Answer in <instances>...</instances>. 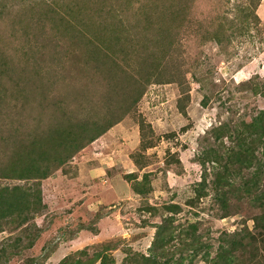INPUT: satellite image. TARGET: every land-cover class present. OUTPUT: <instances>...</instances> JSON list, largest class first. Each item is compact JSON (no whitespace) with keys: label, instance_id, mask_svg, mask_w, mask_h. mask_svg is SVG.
<instances>
[{"label":"rangeland","instance_id":"1","mask_svg":"<svg viewBox=\"0 0 264 264\" xmlns=\"http://www.w3.org/2000/svg\"><path fill=\"white\" fill-rule=\"evenodd\" d=\"M103 1L0 0V93L6 91L0 102L1 169L20 151L25 158L29 143L18 148L16 142L38 122L49 128L59 117L71 124L99 122L120 104L126 111L117 113L123 115L121 121L67 164L58 170L52 165L48 179L55 182H41L44 211L31 215L25 226L19 227L16 217L6 219L0 230V264H59L65 258L87 264L98 253L105 254V264H143L156 226L171 216L162 209L167 204L180 207L174 227L192 232L188 225L197 223L201 242L212 246L211 258L232 235L245 229L254 233L260 209L247 197L229 195L223 205L212 193L200 201L195 198L204 173L209 184L219 169L199 163L205 151L220 149L211 129L224 122L240 126L264 110V0H188V22L177 32L166 8L174 0H131L125 13L133 16L139 5L153 1L151 8L157 6L159 15L150 23L134 15L143 20L134 31V54H118L105 66L99 54L98 64L87 60L92 47L86 52L68 49L69 36L61 33L62 42L56 35L63 31L60 19H71L83 6L87 12L94 10ZM257 2L258 26L248 29L243 24L242 34L227 35L218 45L216 32L225 17L238 15L235 5ZM56 38L61 52L53 58L50 43ZM179 62L184 64L178 72ZM174 78H182L184 93ZM145 79L149 83L144 87ZM256 89L262 95L254 94ZM141 90L143 95L133 104ZM224 145H229L227 140ZM39 152L35 148L30 153L36 158ZM21 167L22 162L12 166L15 171ZM90 169L95 170L93 189L88 186ZM144 174L150 176L151 191L141 198L127 176L141 180ZM27 184L0 177V188ZM19 238V249L9 247ZM175 244L164 248L173 253ZM191 262L185 259L183 264H206L202 253ZM169 264L176 263L173 259Z\"/></svg>","mask_w":264,"mask_h":264},{"label":"trees","instance_id":"2","mask_svg":"<svg viewBox=\"0 0 264 264\" xmlns=\"http://www.w3.org/2000/svg\"><path fill=\"white\" fill-rule=\"evenodd\" d=\"M187 2L188 0H174L172 4L170 2V4L167 3L168 7L166 8L171 10L173 16L171 22H174V32L181 30L185 23L188 22L186 17ZM130 3L131 0H116L115 3L111 2L108 4V0H105L89 12H87L89 9L86 6L80 7L75 11L71 19H60L61 27L59 28L63 31L56 32V35L61 36V41L65 40L64 33L69 36L70 44L68 45L65 41L68 49L77 48L86 52L85 49L92 47L93 50L90 56H87V60H90L91 63L95 62V55L97 54L103 57L102 65L104 66L107 64L106 61L111 62L118 54L131 56L134 54L132 46L136 44L135 39H133L136 33L134 31L139 29V23H142L143 20L144 23H150L149 19L153 18L154 15L158 16L159 14L157 13L159 11L156 12L157 6L154 7L155 9L151 8L155 5L153 1L145 5H139L137 7L138 11L133 14L143 16L144 19L140 21L136 16L130 15L129 12L128 14L125 13ZM258 4L257 2L250 7L243 4L235 5L236 9L234 10L239 11L238 15L230 20L225 17V21L221 22L222 25L219 27V31L216 32L215 42L218 45H222L223 41L228 39L227 35L242 34L243 24L247 25L248 29L252 27L251 24L258 26L259 18L254 11V7ZM113 5H116L117 9ZM124 7L125 9L122 10ZM128 16L132 19L131 22H129ZM251 19L254 21L253 23L250 22ZM235 23L236 25H234ZM229 24L233 25L228 29L223 28ZM228 31H231V33L228 34ZM208 34L210 35V33ZM60 40L58 38L51 40L53 58L58 56L55 54L61 52V48H58L60 47ZM97 61L100 62L101 58L99 60L96 59L95 64H98ZM180 63H178L179 65L176 68L178 72L184 62ZM114 66L119 67L117 62ZM147 79H145L144 87L149 83ZM175 81H178L176 83L183 91L182 82L184 81L182 78L178 80L174 78ZM5 92L4 90L1 91L0 102L5 98ZM23 93L26 94V91ZM23 93L19 95H24ZM254 94L260 95L261 93H258L256 89ZM142 95L143 90L139 92L133 104L137 103ZM118 108H115L116 112H112L110 116H107L109 117L107 120L71 124L67 120L62 122V118L59 117L55 119L56 122L50 128L46 127V124L42 125L38 122L27 134L24 135L22 133V137L24 135L23 139L20 140L22 138L20 137L19 141L16 142L18 148H25L26 144L29 143V151L31 153L35 148L40 152L34 158V154L32 155L28 151L25 158H21L22 151H20L18 158L11 161L12 164L8 161V167L0 168V177L2 179H14L28 183V186L26 185L25 187L0 188V230L9 217L18 218V226L20 227L30 222L31 215H38L45 210L46 206L43 203L40 188L41 182L52 175V165L57 166V170L60 169L84 150L85 147L117 125L126 112H124L125 109L122 104ZM119 112H123V115H117ZM44 128H48L47 132ZM140 135L143 138L142 132ZM211 135L214 137V142L220 145V149L205 151L199 163L204 167L206 162H209L217 165L219 169L212 173L213 177L209 184L207 183V174L204 173L201 182L197 186L195 200L200 201L208 196L209 193H212L215 201L223 205L229 195L241 194L243 198L247 197L256 203L260 209V214L253 221L254 233L245 229L240 234L232 235L228 240L224 241L225 245L218 247L215 257L211 258L210 250L212 246L210 243L201 242L202 236L197 235V223L188 225L192 232H188L189 230L185 228L182 229V226L174 227L173 222L176 215L179 214L180 207L174 204H167L162 209L171 216H167L161 224L156 226L158 231L153 247L149 251V256L143 258V264H169L173 259L176 264H183L185 259H188L190 263L201 253L202 259L206 264H264V110H259L256 116L251 118L250 122H243L240 126L225 122L220 123L211 129ZM225 140L228 141V146L224 145ZM20 162H22L21 169L15 171L12 166L18 165ZM127 177L133 178L131 180L133 181L132 190L135 195L145 198L150 193L149 174H144L141 180H138L135 176L129 175ZM225 206L223 210L227 211ZM150 210L157 211L152 208ZM176 237H178V241H176ZM187 238H190V240L187 241ZM20 241L21 238L14 240L9 247L19 249ZM173 241L176 244L179 242L181 246L177 247L175 244L174 252L172 253L164 247ZM33 242L34 240L30 242L31 244L29 243V247L34 244ZM238 252H240V257L236 258V253ZM177 254H179V257L175 258ZM105 260V254L98 253L87 264H96L97 262L105 264ZM59 264L83 263L79 260L69 262V258H65Z\"/></svg>","mask_w":264,"mask_h":264},{"label":"crops","instance_id":"3","mask_svg":"<svg viewBox=\"0 0 264 264\" xmlns=\"http://www.w3.org/2000/svg\"><path fill=\"white\" fill-rule=\"evenodd\" d=\"M93 171H95V170L90 169V170L88 171V177H89V183H90V184H88V186L90 185V187H89L90 189H93V185L91 184V183H92V180H93L92 177H94V174H93L94 172H93ZM60 173H61V171H60ZM64 177H65V176H64ZM49 180L52 181V183L55 182V180H52V179H47V180H45V181H49ZM43 182H44V181H43ZM114 193H116V192L113 190V196H114ZM60 194H61V192H60ZM89 194L91 195V193H89ZM115 197L119 198L117 194L115 195ZM88 200H89V199H88ZM88 200H87V201H88ZM67 202H69V200H67Z\"/></svg>","mask_w":264,"mask_h":264}]
</instances>
